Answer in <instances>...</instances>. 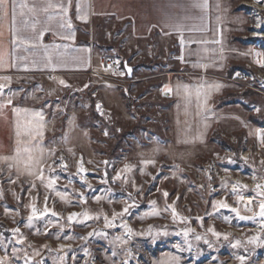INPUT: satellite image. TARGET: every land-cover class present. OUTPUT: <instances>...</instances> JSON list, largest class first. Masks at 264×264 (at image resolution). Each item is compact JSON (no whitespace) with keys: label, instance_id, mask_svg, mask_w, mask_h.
Instances as JSON below:
<instances>
[{"label":"rangeland","instance_id":"374dc122","mask_svg":"<svg viewBox=\"0 0 264 264\" xmlns=\"http://www.w3.org/2000/svg\"><path fill=\"white\" fill-rule=\"evenodd\" d=\"M263 4L104 15L92 72L0 79V262L264 264Z\"/></svg>","mask_w":264,"mask_h":264},{"label":"crops","instance_id":"0c3cea01","mask_svg":"<svg viewBox=\"0 0 264 264\" xmlns=\"http://www.w3.org/2000/svg\"><path fill=\"white\" fill-rule=\"evenodd\" d=\"M167 1L15 0L13 34V6L9 0L8 15L0 18V79L90 73L97 65L95 52L90 42L81 40L85 32L78 26L88 31L97 17L108 15L130 19L149 33L170 35L171 8H164ZM33 8L35 11H31Z\"/></svg>","mask_w":264,"mask_h":264},{"label":"snow or ice","instance_id":"6c2138e0","mask_svg":"<svg viewBox=\"0 0 264 264\" xmlns=\"http://www.w3.org/2000/svg\"><path fill=\"white\" fill-rule=\"evenodd\" d=\"M258 2H264V0H258ZM8 4H9V0H0V13H2V17H0V18L7 17V15H8ZM12 6H13V13H12L13 34H15V28H14L15 19H16L15 0H12ZM21 7H23V5H21ZM62 10L64 12H67V9H62ZM31 11H35V9L34 8L31 9ZM45 11H46V9H45ZM69 26H70V21H69ZM181 43H183V41H181ZM0 60H2V58H0ZM129 71H131V70L129 69ZM61 83H63V81H61ZM217 87H219V86H217ZM2 89H3V85H0V91H2ZM8 103L11 104V100H9ZM2 107H3V105H0V108H2ZM97 107L99 108V105ZM13 111L18 112L19 109H13ZM17 135L19 136L20 133L17 132ZM3 159H7V158L5 157ZM40 178L43 179L42 175L40 176ZM257 187L259 188V187H261V185H257ZM165 196H167V193H165ZM153 203H155V202H153ZM219 206L220 207H224V208H227L228 207V205L225 204V203H223V202H220ZM259 208H260V212H259L260 217H264V201H261V203L259 205ZM127 210H128L127 208L124 209L125 212H127ZM248 210L251 211V209H248ZM45 211H47V209H45ZM232 211L235 212L237 210L236 209H232ZM33 212L35 214V209H33ZM237 214H239V213L237 212ZM73 215H75V214H73ZM173 215H175V211L174 210H173ZM246 218H250V217H241V219H246ZM30 219H31V217H30ZM69 219L71 220L72 219V216H70ZM15 231H18V229L15 230ZM209 231H212L213 232V235H215L217 237H219V235H220L219 233L214 232L213 229H209ZM129 232H131V229H129ZM89 235H91V233ZM185 235H187V233H185ZM224 238L227 239L228 238L227 235H225ZM197 239H200V237L197 236ZM239 243L240 242L237 241V245ZM237 245H233V246L235 247ZM237 259L240 261V264H245V259L246 258L244 256H238ZM173 260L176 262V264H179L178 258L173 257ZM0 264H2V262H0Z\"/></svg>","mask_w":264,"mask_h":264},{"label":"built area","instance_id":"2783aa9c","mask_svg":"<svg viewBox=\"0 0 264 264\" xmlns=\"http://www.w3.org/2000/svg\"><path fill=\"white\" fill-rule=\"evenodd\" d=\"M106 65H107V67H109V68H111V67L116 68V63H115L113 60H111V59H108V60L106 61ZM252 79H253V78H252ZM62 157H64V156H62Z\"/></svg>","mask_w":264,"mask_h":264},{"label":"water","instance_id":"95a60500","mask_svg":"<svg viewBox=\"0 0 264 264\" xmlns=\"http://www.w3.org/2000/svg\"><path fill=\"white\" fill-rule=\"evenodd\" d=\"M129 69H130L131 71H129ZM126 71L128 72L129 77H132V74H133V67L126 66Z\"/></svg>","mask_w":264,"mask_h":264},{"label":"bare ground","instance_id":"6f19581e","mask_svg":"<svg viewBox=\"0 0 264 264\" xmlns=\"http://www.w3.org/2000/svg\"><path fill=\"white\" fill-rule=\"evenodd\" d=\"M165 95L169 96V93L165 92ZM261 132L264 134V129H262Z\"/></svg>","mask_w":264,"mask_h":264},{"label":"flooded vegetation","instance_id":"af4514ba","mask_svg":"<svg viewBox=\"0 0 264 264\" xmlns=\"http://www.w3.org/2000/svg\"><path fill=\"white\" fill-rule=\"evenodd\" d=\"M262 9H264V4H263V7H261Z\"/></svg>","mask_w":264,"mask_h":264}]
</instances>
